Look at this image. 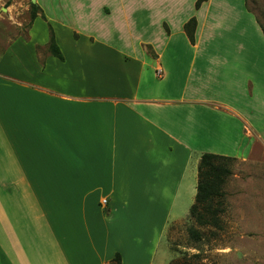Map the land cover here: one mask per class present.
Wrapping results in <instances>:
<instances>
[{"label":"crops","instance_id":"crops-1","mask_svg":"<svg viewBox=\"0 0 264 264\" xmlns=\"http://www.w3.org/2000/svg\"><path fill=\"white\" fill-rule=\"evenodd\" d=\"M182 1L75 0L52 16L41 0L2 51L0 264H115L117 253L155 264L172 210L193 203L202 155L247 160L264 147V44L251 41L264 33L245 0H194L185 42L125 35L141 18L167 35ZM49 25L63 59L47 52Z\"/></svg>","mask_w":264,"mask_h":264},{"label":"rangeland","instance_id":"rangeland-1","mask_svg":"<svg viewBox=\"0 0 264 264\" xmlns=\"http://www.w3.org/2000/svg\"><path fill=\"white\" fill-rule=\"evenodd\" d=\"M39 1L0 0V55L10 41L20 35H26L36 11L33 4L38 5ZM44 1L46 2L44 7L52 16L54 12L63 16L76 12L75 0ZM193 1L183 0L182 3H174L173 13L163 18L166 22L164 30L171 33L170 38L167 36L168 33L162 36L163 31L158 32L150 25L152 19L145 18L140 19L141 23L133 28L131 35L129 33L125 35L131 38L129 41L132 42H148L155 37H162L165 42H185L186 35L181 32L180 24L192 11L189 8L192 7ZM87 3L90 4L89 0ZM248 4L259 24L264 27V0H248ZM38 13L39 11L36 14ZM107 21L109 26L114 28V21L109 19ZM251 35L252 42L264 44V38L256 37V32H252ZM230 168L232 174L225 184L222 229L212 226L201 227L190 217L194 196L193 203L185 208L181 205L178 209L175 207L172 210L169 217L172 221L168 225L166 237L160 242L158 257L163 253L169 258L173 257L169 264H264V147L258 145L249 159H237L230 164ZM118 214L120 218L125 217L124 211ZM102 215L104 227L112 229L109 227L112 223L109 209L102 211ZM177 219L182 221L174 224L173 221ZM191 226L200 231V240L196 241L190 236ZM118 241L122 246V242ZM112 243L115 245L113 240ZM126 243L124 249L127 254H131L129 243ZM146 245L141 244L143 247L141 260L145 258ZM158 257L155 264L162 260Z\"/></svg>","mask_w":264,"mask_h":264},{"label":"trees","instance_id":"trees-1","mask_svg":"<svg viewBox=\"0 0 264 264\" xmlns=\"http://www.w3.org/2000/svg\"><path fill=\"white\" fill-rule=\"evenodd\" d=\"M202 1L203 0H198L196 6L199 7ZM245 3L247 9L252 11L248 4V0H245ZM33 8L36 11L32 21L36 18L37 11L40 10L37 4H33ZM196 27L197 22L195 18H192L185 25L186 32L192 41L194 40ZM261 28L264 33V27L261 26ZM47 52L63 59L62 52L56 43L54 31L51 26L50 42ZM236 160L237 158L234 157L213 153H205L202 155L198 166V185L195 202L190 208V217L197 225L201 227L212 226L217 229H222L221 215L225 212V184L232 174L230 164ZM189 234L196 241L201 239L200 231L192 226L189 228ZM114 262L115 264H121L120 253L116 254Z\"/></svg>","mask_w":264,"mask_h":264},{"label":"water","instance_id":"water-1","mask_svg":"<svg viewBox=\"0 0 264 264\" xmlns=\"http://www.w3.org/2000/svg\"><path fill=\"white\" fill-rule=\"evenodd\" d=\"M33 1H35V0H33Z\"/></svg>","mask_w":264,"mask_h":264}]
</instances>
